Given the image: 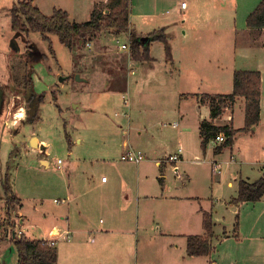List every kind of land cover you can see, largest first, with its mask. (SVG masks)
<instances>
[{
    "label": "rangeland",
    "instance_id": "374dc122",
    "mask_svg": "<svg viewBox=\"0 0 264 264\" xmlns=\"http://www.w3.org/2000/svg\"><path fill=\"white\" fill-rule=\"evenodd\" d=\"M182 1L173 0L172 7L171 4L161 5L155 12L157 17L164 18L163 20L172 18L175 15L172 8L176 7V4L177 8H180ZM22 2H32L47 17L53 15L55 6L60 7L68 12L72 22L83 24L90 20L92 0H0V89L4 90L5 95L3 111L0 113V238L8 240L4 247L13 253L0 258L1 264H16L17 254L11 234L15 231L19 236L18 232L21 230L18 225L20 217L15 216L17 206L13 207L4 190L5 176L8 172L12 175L13 190L23 200V212L27 217L21 228L27 231L26 236L40 238L34 228L42 227L41 221L32 215L33 209L37 207L39 210L40 206H44V209L52 210L64 205L65 199L60 191L69 186L70 176L76 175L79 159L87 160L89 167L99 169L101 173L104 170L101 167H104L105 163L116 162L118 147L124 140L129 138L134 146H144L147 137L152 136L151 132L159 146H169L172 152L187 146V142L177 136L179 129L162 127L165 122L171 123L169 119H158L157 122L160 123H153V129L148 131L140 129L143 121L147 120L144 113L145 104L156 99L150 94L156 91V84L150 85L148 81L140 80L136 87L137 96L134 97L136 112L131 113L129 108L123 105L121 96L112 94L111 87L108 89L111 82L108 75L122 79L127 74L129 60H132L129 49L126 52L120 49L121 45L127 42V35L115 39L113 35L104 32L84 46L76 44L72 51L62 45L55 35L49 37L50 42L45 41L37 33H30L29 36L18 35L11 30L9 12L13 5ZM144 2L145 0H131V24L138 30L151 28L145 17L149 10L145 8ZM185 2L189 5V11H183L185 13L183 16L187 17L193 7L189 0ZM97 5L103 6L104 3ZM183 18L176 21V26L181 28V35L189 31L191 25L190 22L184 24ZM154 28L150 30L153 31ZM29 78L34 82V93L43 96L37 114L33 117V120H36H32L33 122H29L31 101H27L25 89ZM134 81L135 77L131 78L132 84ZM81 100V109L76 107L75 110L73 104L80 103ZM156 102L158 103V99ZM83 108L86 111H82ZM126 115L129 116V120ZM259 124L258 129L255 128L256 131L240 132L234 138L233 145L221 153V157L214 158L217 155L214 154L215 147L211 143L205 152L200 147L199 161L192 156H185L184 160L188 166L184 165L186 169L180 168L178 174L171 164L164 165L163 174L160 173L159 167L148 164L142 175L149 178L155 176L156 182L152 184L147 181L141 184L145 189L142 193L150 196L151 202L143 204L142 207L145 205V209L141 210V215L147 213L148 218L144 223L145 217L142 215L141 224L149 227L150 231H143L140 228L141 245L144 246L141 255L145 259L148 257L146 262L142 258L140 264H159L160 258H164L166 240L151 235L157 226L156 218L165 216L166 211L175 209V206H180L182 210L187 206L189 209L193 207L198 209L201 234L204 232V216L206 214L210 216L215 237L213 242L217 248L211 256L215 264H264V197L257 203L242 204L237 213L232 211L236 206L231 204L241 180L255 183L264 175V119ZM139 129L142 136L138 135ZM31 137L43 142L42 154L49 160V169L38 162L40 154L29 152ZM190 138L191 135L189 141ZM79 141L80 143H77ZM13 157L15 162L10 161ZM58 161L63 165H58ZM214 163L220 166V172L216 175L213 174ZM122 165L125 166L123 167L125 172L130 171L128 174L130 179L126 181L129 189L127 190L136 192L137 166ZM229 182L233 183V187L228 186ZM163 185L167 188L166 198L191 196L194 199L163 202V199H158ZM91 196L97 197V192L89 194L88 198ZM114 196L117 198L116 204L119 209L126 202V196L130 202L132 201L131 193L124 194L120 188L114 191ZM107 217L105 212L93 213L89 216L87 226L91 229L104 228L108 223ZM135 217L137 221L138 216ZM163 224L166 225V222ZM128 238L118 239L111 234L106 239L108 244L105 246L108 249L111 250L113 247L123 249L120 255L108 258L110 264H134L133 249L136 244L129 245ZM100 244H92L89 238H85L82 248L94 249ZM73 245H77L75 240L73 244L62 242L61 251L63 247ZM161 251L163 253L160 255ZM170 254L178 256L179 253ZM202 263L208 264L207 260H202Z\"/></svg>",
    "mask_w": 264,
    "mask_h": 264
},
{
    "label": "crops",
    "instance_id": "0c3cea01",
    "mask_svg": "<svg viewBox=\"0 0 264 264\" xmlns=\"http://www.w3.org/2000/svg\"><path fill=\"white\" fill-rule=\"evenodd\" d=\"M185 1L186 0H183L181 2V6L186 3ZM189 1L192 2L193 10H191L187 17L183 16L185 15L183 11L188 12L189 5L187 4L186 8L182 9L181 6L180 8H177L178 4H176V7L174 6L172 8L175 11V15L170 19L163 20L164 18L159 19L155 12L161 5L171 4L172 7L173 0H145V8L149 10V14L145 17L148 19V25L151 24V28H149V30H138L133 24H131L132 3L130 0L131 8L129 22L131 32L143 40L153 32L163 29L165 35L171 39L173 60L172 62H167L164 45L160 42H153L150 45V62L137 63L130 59L127 64V74L124 75L122 79L118 76L112 78V76L110 77V75H108V80L111 81L108 89L111 87L113 89L112 94L119 97L121 96L123 105V98L125 97L128 99L129 103L127 107L124 106L129 108L130 113L132 111L136 112L134 97L137 96L138 90L136 87L139 85L140 80L148 81L150 85L153 83L156 84V91L150 92L151 97L156 99L151 103L147 102L145 104L144 113L147 120L143 121L140 129L143 128L144 131H148V129H153V123H160L157 122L158 119H169L171 123L167 124L165 122V124H162V127L172 128V130L179 129L180 131L177 136L182 141L187 142L186 148H179L177 151L172 152L170 151L169 146H159V143L154 141V134L151 132L152 136L147 137L144 146H134L133 141L129 138L124 140L118 147V158L116 162L105 163L104 167H101L104 168L101 173L99 169L96 170L94 167H89L87 160L79 159L78 167L75 171L76 175L73 177L70 176L69 186L64 188V191H60L63 194V199H65L64 205L52 210L44 209V206H40L43 209L39 208V210H37V207L33 209L32 215H35V218L38 221H41L42 227L38 226L34 228V231L35 229L37 230V235H39L38 237L40 238L26 236L27 231L21 228L27 218L23 212V200L19 194L13 190L12 175L9 172L6 174V176L10 175V185L13 193L21 203L20 206L17 207V212L15 213V216L20 217L18 225L21 230L19 232H22L25 237L31 240L56 242L58 264H110L108 258L112 255H120L123 251V249L116 247H113L110 250L105 246L108 244L106 239L111 234L118 239L129 237V245L136 244V248L134 247L133 249L135 254L134 264L141 263L140 261L144 258L141 255L142 248L144 247L141 245L142 230L150 231V228L146 227L144 224L148 221V218H146L147 213L142 214L145 218H143L144 225L142 226L141 224V210L151 199L150 196L142 193L145 189L141 184L147 181L152 184H155L156 182L155 176L149 178V176H143L142 172L143 170H146L148 164L151 163L156 167H159L160 173L163 174L164 165H166L164 164V161L171 156L177 155L179 150L182 151L179 162L173 165L177 174L179 173L180 168L186 169L184 168V165H187L184 160L185 156H192L196 161L200 160L198 156L201 147V138L199 136L200 126L203 121H210V106L208 103L204 102V97L232 94L234 89L233 80L235 72H259L261 74L260 123L264 119V29L250 30L247 28L246 23L248 17L256 10L263 0ZM229 1H231V3ZM107 2L108 0H92L90 16L95 5L100 3H104L105 5ZM53 9L54 11L62 10L60 7L57 8V6ZM167 13L170 14L169 11H167ZM181 18L184 19V24L188 22L191 23L189 29L190 32L186 31L183 35H181V28L176 26L177 19ZM152 28H154L153 31L150 30ZM127 36L128 40L126 43H123V45L127 46L130 50V34ZM113 37L115 39L118 38L115 36ZM144 43H148V40L146 39ZM123 45H121V47ZM131 71L134 73L131 74ZM134 77L135 81L132 84L131 78ZM157 91H159V93H157ZM35 95L41 103L42 95ZM157 99L158 103L156 102ZM82 100L80 103H77L78 105L73 104V108L75 109L78 107L77 109H81ZM202 101L204 104L201 103ZM245 110V99L239 98L234 109L232 111L228 110L224 112L220 118L214 121V124L218 127L233 126L235 130L243 129L245 127ZM82 111L86 110L83 108ZM87 111L93 112V110L89 109H87ZM36 114L37 112L34 116H36ZM126 116L129 120V116ZM33 117H30L29 122H33L31 121ZM128 122L130 123V121ZM256 128L258 129V126ZM140 129L138 130V135L142 136ZM239 134L240 133L237 135ZM190 135L191 138L189 141ZM212 142L210 143L213 147L216 148L220 146L219 144ZM77 143H80V141ZM135 147L139 148L137 149ZM30 149V153L40 154L38 162L43 167L49 169V160L45 158L46 156H44V154H42L43 142L38 138L31 137ZM105 149L106 147L104 146V150ZM129 149L141 151L145 155V160L142 163L134 164L137 166L138 188L136 192L133 190L128 191L129 189L126 181L127 179H130L128 177L130 171L125 172L123 169L125 166L122 165L133 163L121 162V157ZM224 150L222 153H224ZM71 154L72 152L70 155ZM15 157L10 158V161L15 162ZM218 157H221V154L217 155V157L214 156V158ZM10 161L7 163L10 164ZM58 168H60V166H58ZM105 177L107 178V182L103 183L102 179ZM246 182L252 184V182ZM228 186L233 187V183L229 182ZM117 188H120L124 194L130 192L132 195L131 202L129 201L128 196H126V202L121 209L118 208L116 204L118 201L114 196V191ZM166 190V186L163 185V189L159 193L160 197L158 199H163V202H168L169 200L183 202L192 201V199H194L191 196L166 198ZM94 192H97L98 196H91L88 198L89 194ZM237 196L238 189L236 195L232 197V200ZM55 203L56 200L54 201V204ZM143 204H145L144 207H142ZM188 204L193 206L191 203ZM242 206L243 205L238 208L234 207V210L232 211L237 213ZM169 210L170 211H166L165 216L156 218L159 222L154 219L157 226L151 237L156 236L158 238H164L167 243L166 250H163L164 253L162 251L159 253L160 255L163 253L164 258H160L158 263L205 264L202 263V260H207L208 264H215V261L211 260V256L214 255L216 250L209 257H189L187 255L188 237H207L205 231L203 234L199 233L198 209H195L194 207L189 209L187 206L182 210L180 206H175V209ZM96 212H105L108 216V223L104 228L98 227L91 229V227L87 226L89 216ZM135 215L138 216L137 221H135ZM163 222H166V225H164ZM32 227L33 226H31V228ZM140 228H142L141 231ZM13 233H15V231L12 232L11 235H13ZM225 235L226 233H224V236ZM13 237L14 236H12V238ZM85 238H89V242L92 244H101L94 249L82 248L83 239ZM74 240L77 245L63 247V251H61L62 247H60V245L62 242L73 244ZM213 241H215V237ZM213 241L212 244L215 249H217L215 242ZM6 243H8V240L4 241L0 238V258L6 257L8 254L12 253V251L7 250V248L4 247V245H7ZM171 252L179 254L177 256L175 254H170ZM16 254V264H18L17 250ZM146 260H148V257L147 259L144 258L145 262Z\"/></svg>",
    "mask_w": 264,
    "mask_h": 264
},
{
    "label": "trees",
    "instance_id": "16d2710c",
    "mask_svg": "<svg viewBox=\"0 0 264 264\" xmlns=\"http://www.w3.org/2000/svg\"><path fill=\"white\" fill-rule=\"evenodd\" d=\"M130 0H108L103 5H95L90 20L83 24L72 22L67 12L55 10L51 17H47L35 7L32 2H22L10 9L9 18L11 30L18 35L29 36L30 33L40 34L45 41L50 42V36H57L59 42L73 50L74 46H84L89 41L97 39L102 33L119 37L130 34V55L137 63L150 62V45L160 42L165 47L167 62H172L171 39L164 30H157L146 36L148 43L136 36L130 29ZM247 28L250 30L264 29V0L247 19ZM233 93L230 95L205 96V103L210 106V121H203L200 126L201 148L205 152L210 142L223 134L225 143L215 148V155H219L225 148L231 147L235 136L240 132H250L260 122L261 74L259 72H242L234 74ZM25 89H33V81L29 78ZM239 98L246 102L245 127L235 130L233 126L218 127L214 121L224 112L232 111ZM56 100V97L54 98ZM43 96L41 97V102ZM202 101L201 103L204 104ZM33 120V119H32ZM31 120V121H32ZM36 120V119H35ZM34 121V120H33ZM70 141L69 137H67ZM162 167V165H161ZM5 194L11 200L13 207L20 206V200L13 193L10 185V175L5 177ZM264 197V175L255 183L240 181L238 196L232 200L233 206L245 203H257ZM203 228L206 238L190 236L187 238V255L189 257H209L216 250L212 244L214 233L209 215L204 216ZM238 230V227H236ZM12 243L18 253V264H58L56 242L31 240L24 235L13 233Z\"/></svg>",
    "mask_w": 264,
    "mask_h": 264
},
{
    "label": "built area",
    "instance_id": "2783aa9c",
    "mask_svg": "<svg viewBox=\"0 0 264 264\" xmlns=\"http://www.w3.org/2000/svg\"><path fill=\"white\" fill-rule=\"evenodd\" d=\"M182 9L186 8V4H182L181 6ZM121 49L123 51H126L128 50L129 48L125 45H123L121 47ZM134 72L131 71V74H133ZM124 100V105L127 106L128 105V99L127 98H123ZM226 141V138L223 134H220L215 141V143L219 144V145H222L223 143H225ZM182 154V151L179 150L177 155H174V156H171L169 157L166 161H164V164H171V165H175L176 163L179 162V158H180V155ZM121 160L123 162H126V163H133V164H140L142 163L144 160H145V155L144 153H142L141 151H136V150H133V149H129L125 152V154L121 157ZM58 165H61L62 162L61 161H58L57 162ZM220 172V166L217 164V163H214L213 164V174L216 175ZM102 182L103 183H106L107 182V178H103L102 179ZM19 236H22L23 233L22 232H19L18 233Z\"/></svg>",
    "mask_w": 264,
    "mask_h": 264
},
{
    "label": "water",
    "instance_id": "95a60500",
    "mask_svg": "<svg viewBox=\"0 0 264 264\" xmlns=\"http://www.w3.org/2000/svg\"><path fill=\"white\" fill-rule=\"evenodd\" d=\"M145 40L146 39H143L142 41L144 42ZM26 99L27 101H31V105H30L31 110L29 111V116L33 117L38 110L40 100L33 93V89H29L26 91ZM3 103H4V92L2 89H0V113L2 112ZM253 131H255V128H253ZM34 142H35V139H34Z\"/></svg>",
    "mask_w": 264,
    "mask_h": 264
},
{
    "label": "flooded vegetation",
    "instance_id": "af4514ba",
    "mask_svg": "<svg viewBox=\"0 0 264 264\" xmlns=\"http://www.w3.org/2000/svg\"><path fill=\"white\" fill-rule=\"evenodd\" d=\"M3 90V89H2ZM3 92H4V90H3ZM4 97H5V95H4ZM4 102H5V99H4ZM3 107H4V103H3ZM2 111H3V108H2Z\"/></svg>",
    "mask_w": 264,
    "mask_h": 264
}]
</instances>
